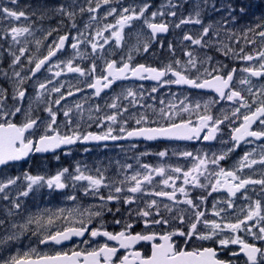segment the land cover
<instances>
[{
    "label": "snow or ice",
    "instance_id": "1",
    "mask_svg": "<svg viewBox=\"0 0 264 264\" xmlns=\"http://www.w3.org/2000/svg\"><path fill=\"white\" fill-rule=\"evenodd\" d=\"M109 2L110 0H103L104 4H108ZM206 2L207 0H205V3ZM11 3L16 4L17 0H11ZM99 7L100 4L98 0L96 7H89L87 11L94 13ZM69 8L61 5L54 11L65 15L70 21H72L71 27L75 28L76 24L74 18L76 13L69 10ZM148 8V4H144L138 12L135 8H123L116 23L114 25H105L103 30H98L96 32V36H102L104 31L111 30V36L115 38V43L119 46L123 40L124 27L130 25L134 20L143 18ZM226 10L229 13V18L235 22L237 19L235 15L236 9L229 4L227 5ZM79 11L83 13L85 9L80 8ZM116 12V8H111L107 15H113ZM239 12L244 13L245 9L241 7ZM0 15L16 21H19L22 17L27 19V15L23 10L17 11L9 7H0ZM157 15L163 17L165 13L163 11L152 12L151 19L144 20L153 39H155L158 34L168 33L170 27L167 22H155ZM167 15L175 17L176 12L170 11ZM200 15L199 5H197L195 18H193L192 14H189L187 18H181L179 23L175 24V27L180 28L181 25L185 24H202ZM90 19L95 20L96 17L92 16ZM88 26L89 25H85V27ZM258 29L260 30L257 31ZM52 31H57V29H53ZM248 32L253 33L255 36H259L262 39V47L260 50L246 52L244 48H240L239 52H236L230 45L223 44L222 48L217 47V51H221L224 56H229L231 54L235 59L249 62V66L240 69V71L247 75L242 78L239 83L248 86L247 91L251 96V102H249V99L243 96L240 91L232 88V82L237 72L235 67L225 71L228 66L218 63L217 67H213L211 70H209L208 67H204L203 72H201L198 64L203 66L205 62H210L212 58L209 56L206 57V60L204 61L199 60L193 55L192 51H185V55L188 59L182 68L180 67L181 61L178 59L173 63L166 65L164 68H156L145 64L133 66L130 63L132 57L129 56L128 62H122L119 66L116 60L107 61L103 69L104 74L96 76L94 74L96 73L97 66L95 62H93L90 68V74L93 75V81L88 83L87 87L94 90V95L96 97H100L101 93L105 89H108L115 81L132 77L139 80L150 79L160 82L161 84L187 85L195 89L214 90L218 94L220 100L226 99L234 103H239V107L235 108L232 113L233 116L239 118L241 108L248 110L242 117L243 122L239 127L232 129L230 134L231 140L234 144L231 148L227 149V152L235 151L236 148L240 147L241 141H246L248 137H252L255 140H264V84L256 87L252 84V80L250 79L252 77L258 79L264 78V22L256 23L254 27H248L247 32L245 33L246 40ZM25 34H31L29 27L13 26L10 29H5V35H10L11 40L16 43H19V38ZM47 35L51 36L52 32H48ZM82 35L83 33H80L75 38H71L70 34L60 35L58 40H54L52 45L48 47L47 54L35 62L32 75L39 72L42 66L49 62L52 57L57 55L58 51L63 50L66 42H68L70 38L74 40L70 45L71 48L77 50L79 45L83 43L79 38ZM232 35L235 34L233 33ZM182 39L183 41L190 42L191 45H196L202 48L216 46L220 43L219 31L213 30L212 24L204 26L198 36L186 33ZM108 42V39L105 38L104 44H107ZM248 42L252 44L256 43L255 39ZM89 43L93 54H95L98 49L103 48V44H99L94 38H92ZM37 44L39 45L40 41H37ZM149 47L150 43L145 42L143 44V51L148 52ZM169 50H172L171 44H169ZM26 51L27 49L22 47L19 49V55L11 53L13 60L10 66L19 64L21 57L25 55ZM77 55H79V52H77ZM253 61H258V66L251 64ZM32 62V58L29 57V63L31 64ZM55 66L59 68L60 63H57ZM65 67L70 73L75 72L79 73L81 76L86 75V70L79 66H73L72 60H68ZM190 69H195L198 74L195 77L189 76L188 71ZM49 71H51V68H49ZM169 74H171L174 79H164ZM5 75L7 74L5 73ZM14 75L17 78H20L21 74L20 72H15ZM55 75L58 77L61 75V72L57 71ZM23 82L24 81L21 78L19 83L22 85ZM48 83H51V81ZM46 87L47 85L45 83L39 84V89L41 90L46 89ZM62 87L63 85L51 89V92L59 93L60 95L57 99L51 101L49 106L45 109L49 117L47 122L40 121L39 118H33L30 110L25 112L21 106H18V104L24 100L26 95L25 90H22L21 88H17L12 96V100L16 101L17 104H14L11 109L6 110V102L8 100L6 90L0 89V165H7L9 162L23 160L32 152L43 153L54 151L61 146L73 145L77 142L120 140L126 138H143L149 141L160 138L192 140L201 139V133L205 132V130H207V132L203 135L202 139L210 141L216 138L217 133L220 131L219 125L224 123L223 120H214L209 114H199L198 112L196 113V122H193L191 118H180L179 122H177L175 117L179 116L180 113H190L193 112L194 109L198 110L201 107L199 103H196L193 109L189 105H185L184 101H181L180 103L182 107L175 112L171 110L165 111L164 108L159 109L158 115L160 119L166 121V123L162 124L158 120H151L149 116L144 114L135 118V124L137 127L129 130L127 127L128 120L122 118L123 113L128 112V107H122L118 104L116 101L119 100V96H117L112 103L106 104V106L113 111L109 114L98 116L95 121L97 126L101 128L107 123L108 126L106 131L102 133L80 132L79 124L74 127L72 125V109L69 108L63 111V116L66 118L65 127L70 128L71 132L70 134H61L59 127L57 126V111L53 110L51 104L54 103L55 105H60L61 101L65 99V95L61 92ZM254 88L255 91L253 90ZM80 90L81 89H77V91ZM156 91L157 88L153 87L152 92ZM68 95H73V93L69 91ZM122 95H124L125 99L131 97L132 100L130 103L135 106L137 96L135 91L129 88L126 90V94L122 93ZM161 103H163V101H161ZM81 107L82 105L80 104L76 105L77 109H81ZM204 107L205 112H207L208 105L205 104ZM171 108L176 109V105H172ZM96 111H101L100 105H96ZM17 114L24 117L23 122L20 124L15 123L13 119ZM225 119L228 118L225 117ZM40 124L45 125L43 134L39 135L38 139L31 138L34 135V130L37 129ZM117 124L120 125L118 131L121 135L113 134L116 131L113 125ZM153 124L156 126H151ZM257 124L259 125L258 130H253V125ZM259 147L261 149L259 159L253 158L255 153V149H253L252 151L244 153L238 161V167L234 170L220 167L219 171L211 173V175L215 177L214 183H211L210 181L212 192L226 190L229 197H235L238 192L246 189L249 185H260L261 189L264 190V175H262V178L260 179H254L251 176L242 177L241 175H238V173L242 172L245 168L251 169L257 164L264 166V144H261ZM227 152L219 156L214 155V159H212L211 163L218 166L219 161L226 158ZM158 155L164 157L167 153L161 151ZM181 155L184 157H192L196 162L187 170H184L181 167L172 168L171 172L177 174L175 176L167 175L164 167L154 168L148 164H143L142 168L146 170L143 174L136 172L131 177L119 181V186H114L113 190L110 191L106 197L99 195V199L106 203L123 200L125 205H133L137 201V194H149L155 197L167 198L168 200L173 201L174 204H187L193 210V216L189 218L187 230L183 228H175L174 230L164 232L163 234L150 230L133 233L131 231L133 224L126 222L121 231L113 233L103 230V226L91 229L88 227L92 222L91 218L93 216H101L102 213L100 211L89 212L86 222L83 218V212L78 213L81 217L80 219L70 220L69 217H72L74 212H78V210H70L67 216H63V219L67 221V223L56 231H51V227L55 226L56 220L60 219V216L55 218L53 216H48L46 220L43 216H37L34 218L29 217L25 224L19 226L14 224L13 228L19 227L21 229V234H23L24 230L28 229V225L33 223L37 226V229H45V234H43L39 241L40 244L51 242L59 245L64 241L71 240L73 237H83L86 232L89 233L92 238L103 236L106 237L107 241L115 242V244L110 245L105 242L97 247H92L90 250L71 249L70 251L56 252L54 255H49L47 253L40 254L37 252V249L33 247L29 251L24 252L22 256L11 255L6 259L0 260V264H233L232 260L219 258L218 250L216 248L196 247L189 250L187 247L193 238L200 241H209L216 237H220L221 234L225 232H229L232 235L223 236L217 240L221 249H227L230 245H236L238 246V250L231 252L232 257L238 259L242 255L245 258L244 264H264V247L258 246L255 243H250L247 239L239 235L241 232H246L253 238V240L264 241V204H262L260 200H256L254 206H248L243 218H238L234 222L224 221L223 217H221V213L226 211L224 208L213 212L214 216L221 217L220 221L207 219L206 213L200 210V206L197 205L193 199L186 198L183 201H178L176 195L177 192H179L187 197L186 188L184 187L187 185L200 188L207 187V185L201 183L200 179V177L208 171L207 157H193V154L187 151L181 153ZM126 167L131 168L132 165H127ZM75 173L76 174H72L68 168H63L58 171L55 176L50 178L24 173V179L27 181V186L26 190L19 192V196L26 197L34 187H43L45 184L49 189L54 188L62 190L69 186L67 183L68 180L72 181V187L76 186V182L86 181L87 186L84 188L85 195H88L89 193L96 195L99 193L101 187H108V185L104 183L103 175L99 177L85 175L80 167L75 169ZM153 173L163 177L161 183L166 188H172V191L160 190L147 193L144 185L152 184L154 179ZM181 178L183 180V185L177 188L176 181ZM18 179L19 177L14 179L9 178L7 182H0V193H4L5 189L10 185L16 184ZM125 184H127V187L124 186ZM209 195H211V193H209ZM3 198L7 200L8 195L5 194ZM67 198L73 201L76 200L75 195H70ZM245 198H249L246 193ZM199 199L205 200L206 197H201ZM226 204L228 209L234 207L231 199L227 200ZM13 206L16 209H19L21 205L20 203L13 201ZM101 207H104V205H101ZM163 207L164 210L169 213L174 211L173 207L168 204H164ZM215 208L216 204L214 203L213 209ZM119 210V208L116 209L117 212H119ZM108 211L111 212L112 209L108 208ZM131 211L132 210H129V215H131ZM241 211L244 210L242 209ZM61 212H63V210H61ZM135 214L143 221L145 229H149L151 225L170 224V220L161 215L160 207L155 199L146 202L145 207L136 210ZM9 215H11V212H9ZM171 219L178 220L180 224L185 223V216L183 214L173 215ZM2 223L3 221H0V224ZM115 223L120 224L121 221L116 220ZM199 225H203L207 231H199ZM254 228H256L257 231H253ZM32 235H37V231H33ZM174 237H183L185 246H180L178 241L174 240ZM17 239H19V236L10 235L5 240H0V244H5L8 241ZM141 242H148L151 244L150 255L146 256L137 249L136 246ZM83 243L88 244V241L84 240ZM121 250H123V253L118 255V253H121ZM33 254H35V258H33Z\"/></svg>",
    "mask_w": 264,
    "mask_h": 264
},
{
    "label": "flooded vegetation",
    "instance_id": "2",
    "mask_svg": "<svg viewBox=\"0 0 264 264\" xmlns=\"http://www.w3.org/2000/svg\"><path fill=\"white\" fill-rule=\"evenodd\" d=\"M52 2L56 4H70L75 3L78 0H51ZM124 0H110L108 4H104L103 0H99V4L101 5L99 9L96 11L97 14L90 13L87 11L89 7H96V4L98 0H90L88 3L83 5L82 8L85 9L83 13L80 11L76 12L74 21L76 24L75 28L71 27L72 21H70L68 18H66L63 14H58L54 10L56 8L52 7L50 4H47L45 0H17L16 4H12L11 0H0V7H9L14 10L20 11L23 10L26 15L27 19L21 18L19 21L12 20L9 18L2 17L0 18V42L2 45H6V41L3 38V34L5 29L8 27H29L31 30V34H25L24 36L20 37V42L16 43L12 41L10 44V47L7 49H3L2 52H0V89L3 88V90H6V95L8 97V100L6 102V110L11 109L14 104H17L16 101L12 100V96L14 92L17 90V88H21L22 90H25L26 95L22 102L18 104V106H23L26 100H29L33 98V102H31V115L33 117L34 114H39L40 116H43L44 113L41 112V105L43 104V100L41 97H37V87L36 83L33 82L34 78H40L49 68H51V73L55 74L57 71L61 72V77L64 76V74L68 73L67 68H64V64L67 63L70 58H75V61H78L79 64L85 65H92L93 62L95 64L97 63L98 52L103 50L104 52H108V49L111 47L110 41L113 40V37L110 34H106V36L102 35V40H104L106 37L108 39V43L104 44L103 49H98L95 54L92 53V49L90 46L89 41L92 39L93 35V29H94V23L92 19H90L91 16L97 15L102 10V8L107 9L109 11L111 8H116L117 10L120 8L130 7L135 8L139 10V2L142 1V3H149L150 7L154 9L153 12H159L162 11L165 13L163 17L157 15V18L159 21L157 23L163 21L169 23V32L164 34H158L155 40L161 41L160 45L157 47V51H161L162 53L170 54L173 50L168 53L169 47L168 45L172 44V42L169 41V38H172L174 41H177L176 37L178 38L180 36V28H176L175 24L179 23V20L181 18L173 17L167 15L168 12H170V9L175 8L176 6H192V3H196L199 5L200 10V18L202 20V24H185L187 26V30L190 28H195L199 31V33L202 31V28L204 26H207L209 24L213 25V30H220L219 36L227 35L223 39H220V43L216 46L212 47H206V48H199L203 51V53L206 55V57H211L210 62H205L203 66H198L200 68V71L203 72L204 67H208L209 70L213 67H217L219 64H225L227 65V69L225 71L235 67L237 69V72L234 76V80L232 82V88L235 90H238L242 93L243 96L249 99V102H251V96L247 91V85H242L239 83V81L244 78L247 74L240 71L243 67L249 66V62L241 61L238 59H235L231 56H224L221 51H217V47H223V44H228L233 48L236 52H239L240 48H244L246 52H252L253 50H260L262 47V39L259 36H255L253 33L248 32L247 33V40L245 39V33L247 32L248 27H254L256 23L264 22V0H207L205 3V0H186L184 2L183 0H125V3L123 4ZM231 4L233 8L236 9L235 15L237 19L235 22H233L229 18V13L226 10L227 5ZM36 7H41L43 10H41L40 13H37L35 11ZM243 7L245 9L244 13H240L239 9ZM30 9L28 13L25 11L27 9ZM226 12V14H224ZM116 15H105L101 16L99 13V19L98 21L100 23H103L100 25V28H104L105 25L111 24L115 20V18L119 17L120 12H116ZM86 20L88 23V27H85V24H83V21ZM137 22L138 20H134L131 23V26L129 28H134L132 30H129L127 33H124L123 31V40L121 41L122 44H126L128 42L135 41L133 37L131 36L130 31L137 29ZM112 25V24H111ZM226 29H229L227 31H224ZM53 29H57V31H52ZM174 29V30H173ZM149 32V29H147ZM184 32V34L187 33ZM258 29L257 31H259ZM52 32L51 36H48V32ZM127 31V30H126ZM80 32H84L82 36L79 38L83 41L79 45V48L77 50H73L71 48V43L74 42L73 39L80 34ZM235 35H232V34ZM70 34V40L66 42L65 48L63 50H60L57 52V55L55 57H52V59L47 62L39 72H37L35 75H32V70L35 67V62L42 58L47 54L48 47L52 45V42L54 40H58V37L60 35ZM151 34V33H150ZM183 34V35H184ZM105 37V38H104ZM255 39L256 43L252 44L248 41H251ZM115 40V38H114ZM37 41H40V44H37ZM100 43V42H98ZM162 45V46H161ZM26 48L27 55H32L34 58H36L35 61L30 63H24V57L20 59V63L14 66H10L12 64L13 56L11 53H15L16 55L19 52L20 48ZM167 49V50H165ZM77 52H79V55H77ZM33 54H37L34 56ZM26 56V55H25ZM116 58L110 57L107 61L115 60ZM206 60V58H205ZM106 61V62H107ZM117 61V60H116ZM118 62V61H117ZM127 62V61H123ZM23 63L25 66H23ZM57 63H60V67L57 68L55 65ZM122 62H118V66ZM133 66L138 64H145L148 66L156 67V68H164L165 66L160 63H144L143 61H133L130 62ZM251 64H255L258 66V61H253ZM106 63L100 66H103L100 69V71H97L94 75L99 76L104 74L103 69L105 67ZM183 66H181L182 68ZM20 72V78H17L14 73ZM5 73L7 75H5ZM64 73V74H63ZM75 73V72H71ZM79 74V73H77ZM197 71L195 69H190L188 71V75L195 77L197 75ZM55 76V75H54ZM54 76L50 80L51 82H56L58 80V77L53 80ZM69 79V75H66ZM25 77L26 79H24ZM81 77V76H80ZM91 79L88 82H81V81H67L61 84L63 87L61 88V92L65 95L68 94L69 91L73 93V95L67 96L64 100H62L61 103H65L69 100V102H72L71 100H83L85 104L89 105L92 104L88 99V94H91V98L93 99H101L103 97L111 98V92L116 91L119 88L127 85H141L143 89V93L140 95L141 98V104L138 106L139 108H143L147 103L148 99L153 96L151 101L155 104L160 106H167L166 99H168L170 96L174 100H179L176 103V109L173 111H177L181 105V101H184L185 97L193 98V100L196 103H199L201 105L200 109L195 110L194 106L192 107L194 110L190 113H180L179 116H176L175 119L177 122H179L180 118L183 119H189L191 118L193 122H196L198 112L199 114H209L213 117L214 120H223L224 123L219 125L220 131L217 133L216 138L214 140L206 141L203 140V135L206 134L207 130L205 132L201 133V139H192V140H180V139H163V140H133V139H120V140H107V141H99V142H77L71 146L65 147L63 149H60L56 151L53 154L49 155H36L32 153L30 157L24 161V162H17L12 163L9 165H6L4 167L0 168V173L6 174L7 172H13L14 166L16 165H24V164H33V158L36 157V159H41L40 161H35L34 165H37L39 162H46L49 163V160L58 158V161H51L53 162L54 166H58L59 168H68L72 173H75L73 171L74 165L76 163L80 164L81 168H87L92 169L90 172H84L85 175H91L93 177H99L103 175L104 177V183L108 185V187H101L99 189V193L96 195H93L89 193L86 195V197L91 199H99V195L107 196L110 191L113 190L114 186H119V181L125 180L129 177V173L132 169L139 170L141 174H143V164H148L154 168L160 167V161H167L168 163V169L166 174L175 176L176 173L171 172V169L174 167H181L184 170H187L192 167L193 163L196 161L192 157H184L181 155L183 152H191L193 154V157L200 156V157H207L208 160V171L204 173L203 176L200 177L201 183L207 185L205 188L200 187H192L191 185L184 186L186 188L187 197L185 195L177 192V200L183 201L186 198H191L193 201L200 206V210L204 211L206 213V218L209 220H217L220 221L221 217H223L224 221H235L238 218H243L245 215L247 208L249 205H253L256 200H260L262 204H264V190L261 189L260 185H249L246 189L241 190L236 194L235 197H229L226 190H220L217 192H212L211 190V183L215 182V177L211 175V173L219 171L220 167H223L224 169H231L234 170L236 167H238V161L240 158L244 155L245 152L252 151L255 149V153L253 158L259 159L261 149L260 145L264 144V140H255L252 137H248L246 141H241L240 147L236 148L235 151L227 152V149L231 148L234 144V142L231 140V132L232 129L239 127L240 124L243 122L242 117L244 114L247 113V109L241 108L239 118L236 116H233L232 113L235 110V108L239 107V103H234L232 101H228L226 99L220 100L218 94L211 89H195L191 88L187 85H175V84H161L160 82L154 81V80H119L115 81L108 89H105L100 97H96L94 95V90L87 87L88 83H91L93 81V75H90ZM23 79V84L21 85L19 83L20 79ZM164 79H174V77L169 74ZM252 80V84L256 87H259L261 84H264V78H250ZM39 83V82H37ZM81 85H85L84 87H81ZM56 87V86H54ZM66 87L69 89L66 90ZM156 87L157 91L152 92L150 90L151 88ZM77 89H81L80 91H77ZM255 91V88L253 89ZM57 96V95H54ZM155 99V102H154ZM123 100V97L119 95V102ZM127 100H123L121 104H123ZM163 101V103H161ZM170 101V100H169ZM215 101V102H213ZM68 102V103H69ZM171 103V102H170ZM71 105H76L74 103H70ZM185 104V103H184ZM188 104V103H187ZM205 104L208 105L207 112H205ZM104 105L105 108L107 107L104 102L100 103V106ZM171 107V105H170ZM255 107V106H254ZM112 111V109H110ZM159 111V109H158ZM106 113L103 112L102 114ZM157 113V110L156 112ZM150 116V114H149ZM152 116V115H151ZM154 116V115H153ZM65 118L60 114L57 116L58 123L61 124L62 119ZM227 117L228 119H225ZM14 119V122L17 124H20L23 122L24 117L20 114H17V116ZM73 122V118H71ZM65 121V122H64ZM64 123H66V120H63ZM166 123V122H165ZM163 124V123H162ZM107 123H105L104 127H107ZM151 126H156L155 124ZM100 128L97 125H91L87 129H81L80 132L87 133V132H94V133H102L106 131L105 128ZM129 130L132 128L137 127L136 124L129 123L127 125ZM259 125H253V130H258ZM80 129V128H79ZM116 131L113 133L114 135H121L119 133L118 129L119 126L115 127ZM35 129L34 131H36ZM64 132L60 131L61 134L69 133L71 131L69 130H63ZM43 133H40L41 135ZM27 135V134H26ZM39 135H33L31 138L38 139ZM128 148H131V151L128 150ZM110 151H114V155L109 157L108 154ZM165 151L167 153L166 156L160 157L158 155L159 152ZM134 152V153H133ZM227 152L226 158L224 160L219 161V165H213L211 163L212 159H214L215 156H219L221 154H224ZM69 153V154H67ZM105 153V154H104ZM65 154H67L65 156ZM133 154V155H132ZM144 158V159H143ZM71 159V160H70ZM159 159V160H158ZM144 160V161H143ZM109 161V163H108ZM142 162L140 166H138V163ZM157 162V163H155ZM118 165H120L118 167ZM127 165H132L131 168L126 167ZM33 167V166H32ZM118 167V168H117ZM31 169V166L29 167ZM109 169V170H107ZM106 171V172H105ZM76 174V173H75ZM238 175H241L242 177H248L251 176L254 179H260L262 178V175H264V166L262 165H254L253 168L248 169L245 168L242 172L238 173ZM153 190L152 191H172V188H166L162 183L163 177H160L153 173ZM16 178V177H14ZM114 178L116 181L112 184H109V180ZM21 181L25 180L24 178H19ZM6 182V181H4ZM19 182V180H17ZM27 183V182H26ZM69 184V180L67 181ZM85 183V181H83ZM183 185L182 178L176 181L177 188ZM11 186V185H10ZM11 188L5 189L4 193H0V206H6V212H11V215H6V212H3V210L0 208V216L1 220L3 221L2 224H0V229L2 230V233L7 234L11 233L13 235H17V231L13 228L10 229L9 226H12V222H19L21 219V215L19 212L13 213V207H11L8 204L9 199H11L12 195L10 192ZM70 186L66 187L62 190H56V194L62 195L65 192L69 191ZM147 193H150V188H145ZM83 195H85V192H82ZM211 193V195H209ZM245 193L248 199L245 198ZM5 194L8 195V199H4L3 197ZM114 194V192H113ZM206 197L205 200H201L199 198ZM155 199L158 202V205L160 207L161 215L164 216V218L170 220L169 225H151L149 229H145L143 221L138 218L135 214L136 210L140 208H144L146 205V202L148 200ZM231 199L234 207L232 209L227 208L226 201ZM100 200V199H99ZM216 204V208L213 209V204ZM164 204H168L169 206L173 207L174 211L172 213L167 212L164 210ZM108 208H111L112 211L109 212ZM119 208V212L116 211V209ZM224 208L226 209L225 212L221 213V217H216L213 215L214 211H219V209ZM244 211H241V210ZM129 210L131 211V215H129ZM101 213H103L101 216L92 219L91 224L88 225V227L91 228H100L103 226V230H107L109 232H119L124 228L125 223H132L133 228L131 231L133 233L135 232H141V231H155L159 234H163L164 232H169L174 230L175 228H183L187 230L189 218L193 216V210L184 203H176L174 204L173 201L168 200L164 197H155L149 194H137V201L133 205H125L123 203V200L119 202H108L106 207L103 209H99ZM177 214H183L185 216V223L180 224L178 220H172L173 215ZM20 216V217H19ZM158 218V217H153ZM120 220V224H116L115 221ZM87 222V221H86ZM254 223V222H250ZM61 228V227H60ZM59 229V228H58ZM199 231L205 232L207 229L203 227V225L198 226ZM253 231H257L256 228L253 229ZM232 235L229 232L222 233L220 237H216L213 240L209 241H200L195 238H193L192 241L189 242L187 247L189 250L191 248L196 247H213L218 250V256L221 259L225 260H232L233 264H244V257L241 255L238 259L231 256V252L238 250V246L236 245H230L227 249H221L220 246L217 243V240L219 238H222L223 236H230ZM242 237L248 240L250 243H255L258 246L264 247V241H257L253 240V238L248 235L246 232L239 233ZM18 236V235H17ZM43 235H40L37 237L34 241H25V238H21L19 236V239L8 241V249L5 251L2 255V260L6 259L7 257L11 255H23L24 252L29 251L31 248L35 247L37 249V252L40 254L47 253L49 255H54L56 252H62V251H70L71 249L76 250H82V249H91L92 247H97L100 244H103L105 242L109 243L110 245H114L115 242L107 241L106 237L98 236L96 238H92L89 233H85L83 237H73L69 241H65L59 245L56 244H40L39 241L42 238ZM84 240L88 241V244L83 243ZM174 240L178 241L180 246L184 245V238L183 237H174ZM14 242H19L14 243ZM159 242V241H157ZM137 249L140 250L144 255H150L151 254V244L148 242H141L138 244ZM123 250H121L122 254ZM33 258H35V254H33Z\"/></svg>",
    "mask_w": 264,
    "mask_h": 264
},
{
    "label": "rangeland",
    "instance_id": "3",
    "mask_svg": "<svg viewBox=\"0 0 264 264\" xmlns=\"http://www.w3.org/2000/svg\"><path fill=\"white\" fill-rule=\"evenodd\" d=\"M45 1L47 4H50L54 8H58L61 5H64L66 8H69V6H70L69 10L74 11L76 13L80 10V8L83 7V5L88 3L90 0H78L77 2H75V3L72 2L70 4H60V3L56 4V3L52 2L51 0H45ZM70 1H72V0H70ZM183 1L186 2V0H183ZM124 3H125V0L123 1V4ZM144 4L149 5L147 12L145 13L143 18L138 20L139 22H137V29L130 31L131 36L133 37V39L135 41L128 42L125 45L122 44V42H121V44L119 46H117L115 43L114 37H113V40L110 41L111 47L108 49V52H104L103 50L98 52V57H96L97 58V63H96L97 68L96 69H98L97 71H100L99 68L103 67L100 65L105 64L106 61L110 57L116 58L115 60H117L118 62H123V61L128 62V57L131 56L132 59L130 62L143 61L144 63H147V62L153 63V64L160 63V64H163L164 66H166L170 63H173L175 60L178 59L181 61V65H180V67H181L184 65V63L188 59V57L185 55V51H192L193 55L196 56L199 60H202V61L205 60L206 55L203 53V51L201 49H199L201 47L196 46V45H191L190 42H188V41H183V39H182L184 36L183 34L187 30L186 25H181L180 36L178 38L176 37L177 41H174L172 38H169V41L172 42V44H173L172 52L170 53V50H168V53H170V54H166V55L164 53H162L161 51H159V53H158L157 47L160 45L161 41H157L151 37L150 32H148V30H147L148 27L144 23L145 19H149V20L151 19V13L154 11V9L150 7L149 3H142V1L139 2V5H138L139 9ZM196 7H197V4L192 3L191 7L187 6V5L176 6L175 8L170 9V11H175L176 12L175 17H177V18H187L189 16V14H192L193 18H195ZM122 9L123 8L118 9L117 12H121ZM41 10H43V8H41V7L35 8V11L37 13H40ZM25 11L28 13V11H30V9H27ZM138 11L139 10L137 9V12ZM162 11H163V9H162ZM99 13L101 14V16H105V15H107L108 11H107V9L102 8V10ZM99 13H98V17L96 15V19L92 20L94 23L92 38H94L96 42H100L99 44H103V47H104V40H102L103 36H99V37L96 36V32L98 30L104 29L103 27L100 28V25L103 23H100L98 21ZM95 14H97V12H95ZM224 14H226V12H224ZM114 15H116V14H114ZM2 17H4V16L0 15V18H2ZM116 20H117V17L115 18V20L113 22H111V24L114 25L116 23ZM157 21H159V20L156 17L155 22H157ZM131 23H130V25H126L124 27V29H123L124 33H127L129 30L134 29V28H129L131 26ZM83 24L88 25L86 20L83 21ZM10 28L11 27H8L7 29H10ZM227 30H229V29L225 28L224 31H227ZM219 31L221 32V29ZM80 33H84V32H80ZM200 33L195 28H190L187 30V34H191L193 36H198ZM106 34L111 35V30L103 32L104 36H106ZM2 36H3L4 40L6 41V45H2L0 42V52H2L3 49L9 48L10 45H8V44H10L12 42L10 35L9 36L5 35V31H4V34ZM226 36L227 35L221 34L219 37H220V39H223ZM145 42L150 43V47H149L148 52L143 51V44ZM168 47H169V45H168ZM137 49H139V50H137ZM165 50H167V49H165ZM17 55H19V52ZM25 55L22 56V57H24V60H23L24 63H29V57L32 58V61L36 60V58H34L32 55H27V53H25ZM33 55L36 56L37 54H33ZM70 60L73 61V66H79V67L85 69L86 75L81 76L80 74L70 73L67 71L68 73H66V74L63 73L64 76L63 77L59 76L58 80L56 82L48 83L52 79V77L55 75V74L51 73V71H49V69H48L40 78L39 77L34 78L33 82L36 83V87H37V91H38L36 93L37 97H41L43 100V104L41 105V112L44 113V115L40 116L39 114L36 115L33 113V118H39L40 121H45V122L48 121L49 117H48V113L45 111V109L49 106L51 101H54L60 95L59 93L51 92V89L54 86L60 87L61 84L63 83V81L64 82H67V81L88 82L91 79V77H90L91 65L83 66L82 64H79L78 61H75L76 57L70 58ZM24 63H23V66H25ZM198 66H200V65L198 64ZM64 68H65V64H64ZM66 75H69V79ZM23 78L26 79L25 77H23ZM56 78H57V76L55 75L53 80H55ZM37 82H39V83H37ZM40 83H45L47 85L46 89H44V90L39 89ZM84 86L85 85H81V87H84ZM129 88H131L133 91H135L137 93L135 106H133L130 103V101L132 100L131 97H129L128 99H125L124 95H122V93L126 94V90ZM68 89L69 88L66 87V90H68ZM143 90H145V89H143L141 85L130 84L127 86H123L116 91H112L110 94L112 99L106 98V97H103L101 99H93L90 97L91 94L89 93L88 94V97H89L88 100L92 104L89 103V105H87V104H85V102L83 100L73 99V100H71L72 102H69V100H68L65 103H61L60 105H55L54 103H52L51 107L53 108L54 111H57V116H59L60 114H62V116H63V111L71 108L72 109L71 118L74 119L72 122V125L74 127L75 125L79 124V128H80L79 131H80L81 129L89 128L93 124L97 125V123L95 121H96V118L98 116H102L104 114H109L113 111V110L111 111L110 108H108V107L105 108L104 105H101V111L97 112L96 111V105H100V103H102V102H104L105 104L112 103L113 100L117 96L120 95L123 97V100H127L123 104H121L123 101V100H121L119 102V104L122 107H124V106L128 107V112L123 113V117H122L123 119L128 120V124L132 123V122L135 124V118H138L140 115H144V114H146L147 116H149V114H150L149 118L151 120H158L160 123H165L166 121L160 119V117L158 115V113H159L158 109L164 108L165 111H169V110L174 111L175 109H172L170 107V105L171 106L176 105V103L181 99L174 100L170 96L168 99H166L167 106L165 104V106L159 107L157 105L158 103L154 104L151 101V99L153 98V96H152L151 98L148 99V103L143 108H139L138 106L141 104L140 95L143 93ZM150 90H152V88ZM54 95H57V96H54ZM67 96H69V95L65 94V98ZM31 102H33V98L25 101L24 105L22 106V109L25 112H27L29 110L31 111V109H30L31 108ZM116 102L118 103V101H116ZM154 102H155V99H154ZM70 103H74L76 105L80 104V105H82V107H81V109H77L76 105H71ZM184 103H185V105H189L190 107H193L196 104V102L193 100V98H188V97L184 98ZM105 110H106V113L102 114L103 112H105ZM156 110H157V113H155ZM90 117H91V119H90ZM62 119L66 120V118H63V117H62ZM58 120L59 119H57V126L59 127V131H62V132H64L63 130L71 131L70 128L65 127V123H64L65 121L63 122V120H62L61 124H60V123H58ZM117 126H120V125L119 124L113 125L114 128ZM44 127H45L44 124H40L39 127L37 128V130L34 131V135L36 136V135H39L40 133H43ZM104 128L107 129V127H104ZM128 150L131 151V148H128ZM67 154H69V153H67ZM67 154H65V156ZM112 155H114V151L109 152V154H108L109 161H110V157ZM36 160L40 161L41 159H36V157H35V158H33L34 162L32 165L31 164L16 165V166H14L13 172H7L6 174L0 173V182H4V181L7 182V180L9 178L14 179V177L24 178V173H28V174L33 175V176L40 175V176H44L46 178H50L52 176H55L58 171L63 169V168L62 169L59 168L58 166H54L53 162H51V161H58L59 160L58 158L49 160L48 164L46 162H39L37 165H34ZM109 161H108V163H109ZM159 161H160V167H164L166 169V172H167V169H168L167 161H161V160H159ZM141 163L142 162H139L138 166H140ZM155 163H157V162H155ZM30 166H31V169H29ZM119 166L120 165H118V167ZM77 167H80V164L76 163L74 165L73 171H75V169ZM80 169L83 172H90L92 170V169L81 168V167H80ZM107 170H109V169H107ZM145 171L146 170L143 169V173ZM70 172L72 173V171H70ZM136 172H140V171L136 170V169H132L131 172L129 173V177H131ZM72 174H75V173H72ZM90 175H91V173H90ZM18 180H19V182H16V184L9 186V188H11L10 192L13 195H12L11 199H9L8 204L11 207H13V213H15V212L20 213L21 217L20 216L19 217L21 220L17 223L11 221L13 224L11 227L9 226L10 229L13 228L14 224L17 226L25 224L27 222V220L29 219V217L34 218L37 216H43L44 219L46 220L48 216H53L54 218L57 216H60L61 218L56 220L55 226L51 227V231H56L58 228L64 226L67 223V221H65L63 219V216H67L68 212L70 210H78V212L73 213L72 217H69L70 220L80 219L81 217L79 216L78 213L83 212L84 213L83 218L85 219V221H87L89 212L98 211L99 209H103L107 205V203L105 201H101L99 199H91L89 197L87 198L86 195H83L82 192H84V188L87 186L86 181H85V183H83V181L76 182V186L72 187V181L69 180L68 185L70 186V189H69V191L65 192L62 195L56 194V191L54 188L49 189L45 184L43 187H34V189L31 192H29L28 196L25 197V196H19V192L26 190V186H27L26 182L27 181L26 180L21 181L20 179H18ZM115 181L116 180L114 178H112L109 180V184H112ZM124 186L127 187V184H125ZM144 188H150V192H151V190H153V182L150 185L145 184ZM70 195H75L76 200H74V201L69 200L67 197ZM151 200H148L147 202H149ZM13 201L20 203L21 206L19 209H16L13 206ZM101 205H104V207H101ZM0 208L3 210V212H6V206L5 205L0 206ZM61 210H63V212H61ZM5 214L9 215L8 212H6ZM95 218H97V217L93 216L91 218V220L95 219ZM1 219L2 218L0 216V220ZM13 229L17 231L18 236H20L21 238H25L24 239L25 241H34L40 235L45 234V229H43V228L37 229V226L34 223L31 225H28V229L24 230L23 234H21V229L19 227H16ZM2 230L3 229H0V240H5L8 236L13 235L11 233L4 234V233H2ZM33 231H37V235H32ZM14 243L18 244L19 242H14ZM8 247H9L8 242L5 244H0V260H2V255L5 251H7Z\"/></svg>",
    "mask_w": 264,
    "mask_h": 264
},
{
    "label": "water",
    "instance_id": "4",
    "mask_svg": "<svg viewBox=\"0 0 264 264\" xmlns=\"http://www.w3.org/2000/svg\"><path fill=\"white\" fill-rule=\"evenodd\" d=\"M149 32H150V30H149ZM43 67V66H42ZM129 79H132V80H138V79H136V78H132V77H130ZM129 79H122V80H129ZM150 80V79H149ZM117 81H119V80H117ZM178 86H181V85H178ZM126 139H133V140H139V139H142V140H145V139H143V138H126ZM163 139H166V138H160V139H156V140H163ZM149 141V140H148ZM152 141V140H151ZM92 142H99V141H91V143ZM68 146H71V145H64V146H61L60 148H57V149H55L54 151H48V152H43V153H37V152H34V154H37V155H49V154H53V153H55L56 151H58V150H60V149H63V148H65V147H68ZM31 154V153H30ZM30 154L28 155V157H26V158H24L23 160H20V161H14V162H9L7 165H9V164H12V163H17V162H24V161H26L28 158H29V156H30ZM4 166H6V165H0V168L1 167H4ZM57 190V189H56ZM69 241V240H68ZM65 242V241H64ZM63 243V242H62ZM47 244H54V243H51V242H49V243H47ZM44 245V244H43Z\"/></svg>",
    "mask_w": 264,
    "mask_h": 264
}]
</instances>
